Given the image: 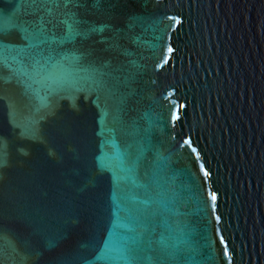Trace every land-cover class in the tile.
<instances>
[{"label": "water", "instance_id": "obj_1", "mask_svg": "<svg viewBox=\"0 0 264 264\" xmlns=\"http://www.w3.org/2000/svg\"><path fill=\"white\" fill-rule=\"evenodd\" d=\"M0 264H264V0H0Z\"/></svg>", "mask_w": 264, "mask_h": 264}, {"label": "snow or ice", "instance_id": "obj_2", "mask_svg": "<svg viewBox=\"0 0 264 264\" xmlns=\"http://www.w3.org/2000/svg\"><path fill=\"white\" fill-rule=\"evenodd\" d=\"M205 174L207 175V173H205ZM212 199H213V200H215V199H216L215 195H213V196H212Z\"/></svg>", "mask_w": 264, "mask_h": 264}]
</instances>
